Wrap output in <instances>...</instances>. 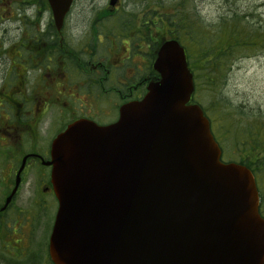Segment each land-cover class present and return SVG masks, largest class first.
<instances>
[{"label":"water","instance_id":"water-1","mask_svg":"<svg viewBox=\"0 0 264 264\" xmlns=\"http://www.w3.org/2000/svg\"><path fill=\"white\" fill-rule=\"evenodd\" d=\"M48 2L60 26L72 0ZM153 68L144 98L123 105L115 123L79 120L53 140L48 164L58 207L50 259L264 264L254 176L221 161L208 119L189 104L194 88L184 49L165 41ZM18 184L17 175L6 204Z\"/></svg>","mask_w":264,"mask_h":264},{"label":"flooded vegetation","instance_id":"flooded-vegetation-1","mask_svg":"<svg viewBox=\"0 0 264 264\" xmlns=\"http://www.w3.org/2000/svg\"><path fill=\"white\" fill-rule=\"evenodd\" d=\"M76 1L57 26L48 0H0V264H54L52 141L78 120L117 121L121 106L145 96L161 44L178 39L162 7L119 15L118 0L72 22ZM24 185L40 188L26 197L38 213L18 205Z\"/></svg>","mask_w":264,"mask_h":264},{"label":"trees","instance_id":"trees-1","mask_svg":"<svg viewBox=\"0 0 264 264\" xmlns=\"http://www.w3.org/2000/svg\"><path fill=\"white\" fill-rule=\"evenodd\" d=\"M192 2L176 0L166 3L168 9L163 19L168 29H172L173 34L186 46L195 92L198 87L216 92L224 86L237 55L243 51L264 50V31L250 21L251 14L243 13H234L228 20L221 18L213 30L214 27H208L193 11ZM213 32H216L215 38ZM201 107L223 155L222 147L229 143L234 152L230 160L245 165L253 173L260 196V212L264 218V112L259 109L246 110L242 105L232 107L222 97L213 99L208 107ZM208 109L212 112L210 115L207 114Z\"/></svg>","mask_w":264,"mask_h":264},{"label":"rangeland","instance_id":"rangeland-1","mask_svg":"<svg viewBox=\"0 0 264 264\" xmlns=\"http://www.w3.org/2000/svg\"><path fill=\"white\" fill-rule=\"evenodd\" d=\"M174 1L176 0H121L117 13L126 15L130 11L139 12L142 9L141 6L145 5L146 9L150 6L151 12L157 15L162 12L161 10L167 11L166 3L169 4ZM107 4L108 0H77L70 20L76 22L77 20L93 19V13L100 14ZM162 4L165 6L163 7ZM159 7H162V9L160 10ZM192 9L208 27H214L213 30L217 27L221 18L225 17L228 20L234 13L239 15L243 13L244 15L251 14L252 18L255 16L256 18L254 20L251 18L250 21H253L254 24L260 27L261 31H264V0H193ZM117 19L119 18L117 17ZM244 23L248 25L246 21ZM213 33L215 38L216 32ZM152 34L155 35L154 32ZM220 97L227 100L232 107L242 105L246 110L259 109L264 112V50L259 52L243 51L237 55L236 60L233 62L222 88H219L216 92H211L198 87L194 94L195 101L203 107H208L213 99L216 100ZM211 113L208 109L207 114L210 115ZM228 144L222 147L225 152L223 160L233 159L231 157H234V152ZM39 189L38 187L32 189L24 185L20 194L21 201L18 202L23 212L38 213V207L35 204L32 206L30 202L28 203L26 197L32 192L34 196H38L40 194ZM3 240L4 236H2V243Z\"/></svg>","mask_w":264,"mask_h":264}]
</instances>
